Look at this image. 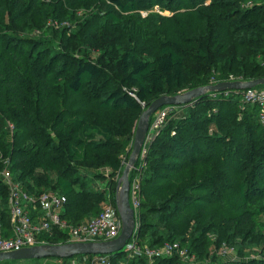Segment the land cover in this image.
<instances>
[{
    "label": "trees",
    "instance_id": "obj_1",
    "mask_svg": "<svg viewBox=\"0 0 264 264\" xmlns=\"http://www.w3.org/2000/svg\"><path fill=\"white\" fill-rule=\"evenodd\" d=\"M0 8V169L8 160L30 194L65 195L62 217L72 225L97 216L106 200L119 214L118 180L154 100L264 78V0H0ZM213 94L174 105L148 145L135 236L150 246L180 241L207 264H264L260 108L242 103L241 90ZM9 197L0 179L5 237L13 234ZM38 239L60 244L70 234L54 227ZM223 244L238 257L223 258ZM253 246L261 255L246 257ZM109 256L112 264L123 256L186 264L177 253Z\"/></svg>",
    "mask_w": 264,
    "mask_h": 264
},
{
    "label": "built area",
    "instance_id": "obj_2",
    "mask_svg": "<svg viewBox=\"0 0 264 264\" xmlns=\"http://www.w3.org/2000/svg\"><path fill=\"white\" fill-rule=\"evenodd\" d=\"M66 24V22L59 23L50 21V25L63 26ZM215 83V81L212 82V84ZM228 91H224L226 95ZM213 93V96L216 97L217 93L221 92ZM241 102L244 104H257L260 108V120L264 124V87L257 86L243 90ZM173 107L174 105H168L165 108H160L153 115L147 138L139 157L141 163L139 166L135 165L133 168V170L135 169V175L131 182L130 200L135 210L136 218L141 205V174L146 165L145 156L148 145L163 127L167 114ZM8 163V160L4 161L5 166L0 169V179L8 186L10 192L9 207L13 234L5 237L2 235L0 229V252H9L40 244L38 236L49 232L54 227L67 230L70 234V241L111 240L120 234L122 220L120 215L117 214L114 205L109 200L103 202L102 210L97 216L79 225H72L67 219L62 217V209L64 203L67 201L65 195L54 191H45L40 194L28 193L20 183L14 180ZM29 208L36 211L37 215L35 218L32 217ZM137 227L138 223L136 231ZM135 233L123 249L130 258L145 257L149 261H153L155 258L169 257L176 253L182 258L194 259L195 257L188 253L186 247L180 241H168L160 246H150L149 244L139 243ZM220 252L221 255L227 256L232 254V249L228 245L223 244ZM69 264H112V261L107 254H97L82 259L74 258Z\"/></svg>",
    "mask_w": 264,
    "mask_h": 264
},
{
    "label": "water",
    "instance_id": "obj_3",
    "mask_svg": "<svg viewBox=\"0 0 264 264\" xmlns=\"http://www.w3.org/2000/svg\"><path fill=\"white\" fill-rule=\"evenodd\" d=\"M264 85V78L249 81L231 80L186 90L176 95H161L154 100L140 115L133 141L132 151L118 180L116 205L122 220L120 234L111 240L69 241L60 244L42 243L19 250L0 252V262L10 260H28L37 258H72L77 255H97L121 251L134 236L137 226L135 210L130 200V173L136 165L147 138L151 117L163 106L186 105L207 92H222L227 90H246Z\"/></svg>",
    "mask_w": 264,
    "mask_h": 264
},
{
    "label": "rangeland",
    "instance_id": "obj_4",
    "mask_svg": "<svg viewBox=\"0 0 264 264\" xmlns=\"http://www.w3.org/2000/svg\"><path fill=\"white\" fill-rule=\"evenodd\" d=\"M4 11V9H3ZM2 13V10L0 8V14ZM164 14H170L168 11L164 12ZM6 15V14H5ZM7 19V18H6ZM5 19V20H6ZM8 22V21H7ZM48 25H50V21L48 22ZM41 32V31H40ZM36 34L35 35H40L39 34V31H36L35 32ZM36 37V36H35ZM212 84V83H211ZM11 127V126H10ZM131 148L133 147V142L132 144L130 145ZM127 163V162H126ZM2 169V168H1ZM105 183V182H103ZM97 187H102L103 188V184H102V181L99 182L98 184H96ZM146 244V243H145ZM229 246V245H228ZM231 249H232V254L230 255H227L223 258L227 259V258H231V257H238V253H237V250L234 248V247H231L229 246ZM247 252H249V254L246 256V257H249V256H252V257H259L261 255L260 253V248L259 247H256V246H253V247H250L249 248V251L247 250ZM128 256V255H127ZM194 259H188V258H182V260L184 261V263L186 264H207L209 263L206 262V261H201V260H198V257L197 255H194ZM129 257V256H128ZM49 259H52V260H56V259H53V258H49ZM49 259H45V258H37V259H28V260H10L8 261L7 263H2V264H45V261L49 260ZM128 262V258L126 256H123L120 261H119V264H127Z\"/></svg>",
    "mask_w": 264,
    "mask_h": 264
},
{
    "label": "crops",
    "instance_id": "obj_5",
    "mask_svg": "<svg viewBox=\"0 0 264 264\" xmlns=\"http://www.w3.org/2000/svg\"><path fill=\"white\" fill-rule=\"evenodd\" d=\"M45 264H60V262L57 260L49 259V260L45 261Z\"/></svg>",
    "mask_w": 264,
    "mask_h": 264
}]
</instances>
